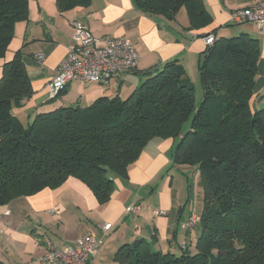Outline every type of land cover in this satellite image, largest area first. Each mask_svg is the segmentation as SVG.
<instances>
[{
	"label": "trees",
	"instance_id": "obj_1",
	"mask_svg": "<svg viewBox=\"0 0 264 264\" xmlns=\"http://www.w3.org/2000/svg\"><path fill=\"white\" fill-rule=\"evenodd\" d=\"M142 14L173 20L185 30L205 28L212 14L203 0H132ZM60 13L91 0H55ZM28 0H0V56ZM213 35L197 69L203 96L175 58L143 72L125 98L101 95L86 106H58L23 116L33 87L21 50L0 75V204L54 188L69 176L84 182L99 203L110 199L113 177H126L153 137L174 139L171 160L194 166L202 190L199 233L192 247L157 248L156 236L123 243L118 264H264V107L253 105L259 43L245 33ZM199 35V34H198ZM202 35V34H200ZM61 91L57 92L56 97ZM28 115V114H27ZM26 115V117H27ZM188 122L187 126H184Z\"/></svg>",
	"mask_w": 264,
	"mask_h": 264
},
{
	"label": "crops",
	"instance_id": "obj_2",
	"mask_svg": "<svg viewBox=\"0 0 264 264\" xmlns=\"http://www.w3.org/2000/svg\"><path fill=\"white\" fill-rule=\"evenodd\" d=\"M255 1L203 0L212 14V22L202 29L185 30L188 18L184 9L178 11L175 19L168 20L142 14L132 0H91L87 7L64 13L58 11L55 0H28V17L15 24L13 37L0 56L1 75L3 62L21 50L33 87L26 104L13 111L29 120L30 113L58 106H86L101 95L125 98L144 78V71L172 58L184 66L186 77L195 75L199 55L206 47L203 34L212 30L215 35L245 33L258 40L259 59L252 101L253 105L264 107V37L250 23L231 20L234 9ZM75 21L82 22L101 39H128L139 59L136 68L117 78L111 87L110 82L103 85L72 80L60 94L50 98L47 83L55 75L67 49L74 44ZM37 53L43 54L42 61L36 58ZM174 143L172 138L150 139L129 167L127 176L113 177L110 199L105 203H99L84 182L69 176L57 187H45L0 204V264H39L36 257L51 247H73L76 239L86 234L102 240L88 264H118L114 255L120 245L138 238L150 239L153 235L155 246L163 250L176 251L185 244L192 247L199 233L202 190L194 166L172 162ZM193 181L195 192L192 194L189 187ZM181 185L188 187L186 197L181 194ZM134 204L137 212H127ZM158 210L165 213L156 215ZM191 216L195 220L187 225ZM106 222L111 228L103 233L101 226Z\"/></svg>",
	"mask_w": 264,
	"mask_h": 264
},
{
	"label": "built area",
	"instance_id": "obj_3",
	"mask_svg": "<svg viewBox=\"0 0 264 264\" xmlns=\"http://www.w3.org/2000/svg\"><path fill=\"white\" fill-rule=\"evenodd\" d=\"M231 20L235 23L248 22L259 36L264 37V0H257L252 5L238 7L231 12ZM72 39L74 44L67 49L65 58L59 63L55 75L47 83L50 97L64 89L69 81L81 80L109 84L112 78H121L136 68L139 55L131 41L123 37H105L93 35L79 21L73 23ZM103 41V42H101ZM213 42V35L204 36L205 45ZM36 58L43 60V54L37 53ZM127 212L135 214L137 206L130 205ZM158 210L156 215L164 214ZM191 216L187 225L193 224ZM111 228L106 222L101 226L103 233ZM101 238L92 234L78 237L75 246L63 248L51 247L46 253L36 257L39 264H88L99 245Z\"/></svg>",
	"mask_w": 264,
	"mask_h": 264
},
{
	"label": "rangeland",
	"instance_id": "obj_4",
	"mask_svg": "<svg viewBox=\"0 0 264 264\" xmlns=\"http://www.w3.org/2000/svg\"><path fill=\"white\" fill-rule=\"evenodd\" d=\"M187 78H188V81H190L192 83V85H193L194 96H195V104L198 105L199 102L202 99V96H203V90H202V86H201V82H200L199 71L196 70V74L195 75H191V74L187 75ZM115 81H116V79L112 78L110 80L111 85L109 87L113 86L115 84ZM98 86H101V85H98ZM101 87H104V86H101ZM23 119H25V118H23ZM187 125H188V122H186L184 126H187ZM194 184H195V182L193 181L192 185H191V188L189 187V192L192 193V194L195 192ZM181 187H182L181 188V194H182V196L186 197L187 194H188V187L187 186L183 187L182 185H181ZM183 216H184V214L182 215V218H183ZM114 263L117 264L116 262H114Z\"/></svg>",
	"mask_w": 264,
	"mask_h": 264
}]
</instances>
